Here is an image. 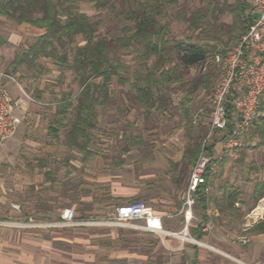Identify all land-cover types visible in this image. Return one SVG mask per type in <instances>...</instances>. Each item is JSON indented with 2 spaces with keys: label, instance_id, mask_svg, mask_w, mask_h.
<instances>
[{
  "label": "rangeland",
  "instance_id": "obj_1",
  "mask_svg": "<svg viewBox=\"0 0 264 264\" xmlns=\"http://www.w3.org/2000/svg\"><path fill=\"white\" fill-rule=\"evenodd\" d=\"M113 1L120 9L128 7V0ZM248 1L255 9V0ZM78 4L89 16L100 14L99 34L112 41L111 57L126 67L119 77L113 78L112 100L106 107L98 108L100 116L92 131L91 154L69 148L63 130L59 138L49 134V124L63 94L79 91L73 72H62L61 65L53 59H43L45 71L35 76L25 67L13 69L11 64L17 54L23 53L43 30L19 25L0 15V36L6 40L0 47V81L12 99L20 101L18 114L22 119L15 134L0 146V247L21 245L24 237L34 234L33 241H40L43 264H177L161 240L140 233L138 226L146 227V222H103L113 221L117 208L123 204L144 201L158 214L185 202L190 176L204 144L212 157V179L214 167L227 163V179L243 189L246 207L241 210L247 212L254 207L253 187L264 181V145H257V140L249 139L244 132L241 145L232 149L224 147L220 132L205 143L210 130L211 95L222 76V63L215 62L214 57L220 54L224 58L234 45L226 52L220 48L204 64L189 69L188 79L213 66L218 77L212 86L190 96L188 118L181 107L186 96L181 86L171 92L172 104L167 110L147 113L129 83L138 70L137 54L119 42L122 28L128 23L115 17L110 8L97 11L92 0ZM195 7H201L199 0H180L169 7L170 39L187 38V24L182 17L189 16ZM222 20L229 22L230 16L223 15ZM76 44H84V38L77 36ZM73 53L68 51L69 60ZM120 79L128 81L121 83ZM125 135L140 138L142 143L125 142ZM191 137L202 139L200 153L186 179L176 183L174 166L182 162L185 144ZM217 154L227 157L219 159ZM250 180L252 184L248 183ZM66 208L75 211V225L61 224ZM247 221L244 218L242 224ZM248 231L244 235L250 242ZM181 236L183 242L198 245L196 239ZM192 257L193 254L182 262L190 264Z\"/></svg>",
  "mask_w": 264,
  "mask_h": 264
},
{
  "label": "trees",
  "instance_id": "obj_2",
  "mask_svg": "<svg viewBox=\"0 0 264 264\" xmlns=\"http://www.w3.org/2000/svg\"><path fill=\"white\" fill-rule=\"evenodd\" d=\"M80 1L83 0H0V15L19 25L29 24L43 30L23 53L17 54L11 64L13 69L25 67L34 71L35 76L45 71L43 59H53L61 65L62 72H73L79 91L77 94L72 91L63 94L49 124V134L59 138L63 130L65 144L69 148L91 154L92 131L97 128L100 116L98 108L106 107L112 100L113 78L119 77L126 67L120 60L111 57L112 41L99 34L102 24L100 14L93 17L81 11ZM179 1L128 0V7L120 9L113 0H92L97 11L110 8L115 17L128 23L122 28L119 42L137 54L138 70L134 71L129 83L138 103L147 113L154 109L167 110L172 104L171 92L175 86H181L186 92L181 107L188 118L190 96L201 88L212 86L218 77L213 66L207 72L200 71L188 79L189 69L204 64L220 48L226 52L237 45L248 32L256 13L248 0H199L201 7H195L189 16L182 17L187 24V38L170 39L168 9ZM223 15L230 16V21L222 20ZM77 36L84 38V44H76ZM5 43L6 40L0 36V47ZM69 50L74 52L71 60L68 58ZM120 80L121 83L128 81ZM227 112V127L220 132L222 140L233 135L237 122L231 104L227 105ZM244 133L249 139H256L257 145H264V93L257 116ZM124 139L125 142L142 143L137 137L125 135ZM201 140L191 137L186 142L182 162L174 166L176 183H182L195 165ZM213 148L214 145L210 148L211 152ZM209 170L206 182L193 193L195 202L204 208L209 201H213L221 214H231L234 219L242 221L264 197V181H258L251 193L255 205L244 212L236 205H246L240 187L226 183L219 197L208 192V187L215 184ZM183 204L180 203L179 208ZM248 233L264 234V215ZM191 234L200 240L201 226L191 229ZM195 263L192 261L191 264Z\"/></svg>",
  "mask_w": 264,
  "mask_h": 264
},
{
  "label": "built area",
  "instance_id": "obj_3",
  "mask_svg": "<svg viewBox=\"0 0 264 264\" xmlns=\"http://www.w3.org/2000/svg\"><path fill=\"white\" fill-rule=\"evenodd\" d=\"M255 9L258 16L254 18L250 28L237 45L222 58L216 54L214 61L222 63V76L214 87L211 95L212 113L209 118V134L205 140L212 138L217 132L227 127V105L234 107L237 117L233 135L223 140L226 149L240 146V137L247 131L257 116L260 98L264 93V0H255ZM20 101L12 99L6 85L0 81V146L11 138L22 122L18 109ZM202 153L191 173L189 194L184 203V209L191 218V208L195 203L192 193L199 185L206 182V175L210 168L212 157L205 151ZM113 221L103 224H119L134 220H144L146 227L161 230L160 218L144 201L120 205L112 218ZM75 211L66 208L62 216V225L76 224ZM158 221L159 225L154 224ZM254 222L247 221L242 227L247 231ZM241 242H249L243 235ZM196 241V240H195ZM198 242V241H197Z\"/></svg>",
  "mask_w": 264,
  "mask_h": 264
},
{
  "label": "crops",
  "instance_id": "obj_4",
  "mask_svg": "<svg viewBox=\"0 0 264 264\" xmlns=\"http://www.w3.org/2000/svg\"><path fill=\"white\" fill-rule=\"evenodd\" d=\"M254 10L257 17L258 13L256 9ZM216 157L225 159L227 156L217 154ZM221 164L220 168L214 167L215 171L213 174L215 175V184L208 187V192L218 197L221 194L222 187L226 183H230L234 186V184L227 179L229 177V170L226 167L227 163L224 164L221 162ZM216 172H219L217 174L219 178H217ZM223 178H225V180L222 182L221 179ZM248 183L252 184V180ZM236 205L242 210H245L246 206L244 204L236 203ZM173 209L156 214L160 218L161 230H153L144 227V225H139L138 229L141 234L147 237H157L158 240H161L164 244V248L174 255V259L178 262L177 264H184L182 261L191 254H193L191 263L192 261H196L195 264H264V234L252 235L248 233L250 235V242L247 245L243 244L239 239L249 230L244 231L242 229V222L244 220L239 221L234 219L231 214H221L213 201H209L206 208L195 202L191 208V218H188V212L186 208L184 209V204L181 208L176 206ZM263 215L264 197L251 211L247 212L245 220L247 219L248 221L254 222V225ZM137 221H141L145 224L144 220ZM153 223L159 225L158 221H154ZM198 226H201L202 238H200V240L196 239L191 234V229L195 230ZM181 235L196 239L198 245H190L189 243L183 242V237ZM177 237L181 238V240L176 241L175 238ZM25 238H27V240H25ZM33 240H36L34 234L31 235L30 238L24 237L20 243L21 245L1 246L0 263L43 264L41 258L42 251L39 245L40 241L36 243V241ZM147 243L144 245L147 246ZM149 244L152 248V240H150Z\"/></svg>",
  "mask_w": 264,
  "mask_h": 264
}]
</instances>
